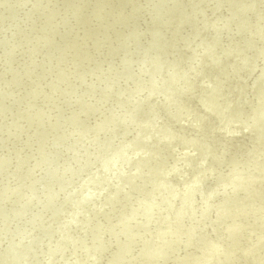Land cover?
Listing matches in <instances>:
<instances>
[{
  "label": "rangeland",
  "instance_id": "374dc122",
  "mask_svg": "<svg viewBox=\"0 0 264 264\" xmlns=\"http://www.w3.org/2000/svg\"><path fill=\"white\" fill-rule=\"evenodd\" d=\"M49 1L0 0V264H131L142 254L137 261L147 264L146 255L154 256V261L155 254L163 255L161 260L174 255L171 245L159 256L162 247L149 246L160 244V223L246 220V214L237 221L228 218L235 215L231 209L235 193L221 194L218 201L216 194L222 190L219 183L238 175V170L247 176L251 165L264 168V145L257 146L264 136V121L250 116L257 109L264 112V0ZM135 30L140 36H132ZM103 39L116 45L108 47ZM33 44L43 47L32 51ZM68 48L70 52L65 51ZM75 61L79 64H73L74 78L61 79ZM194 67L199 74L192 84L182 86L193 104L185 112H170L176 117L169 120L167 103L160 106L163 97L149 93L147 79L152 83L155 79L156 91L162 92L173 69L192 72ZM205 80L218 84L216 93L209 92L215 98L189 96L187 90L192 86L198 91ZM134 89L144 92L141 105L133 102ZM247 115L248 123L243 122ZM201 116L208 123L203 125ZM204 126H210L211 140L216 138L212 144L199 143ZM170 127L177 129L175 135L166 148H159ZM153 136L159 141L152 143ZM209 147L224 153L211 160ZM257 150L263 159L254 157ZM236 158L255 163L236 167ZM228 163L234 164L229 166L234 173L227 170ZM254 172L251 177L259 179L262 174ZM195 179L200 183L196 185ZM163 181L166 186L150 200L163 199V206L173 202L147 216L140 208L148 203L144 194ZM263 190L264 175L261 184L247 188L245 199ZM225 203L228 214L211 220L209 214ZM203 208L209 213L200 216ZM148 211L152 213L149 207ZM250 214L254 218L246 221L264 223V199ZM150 247L158 249H153L154 255ZM199 257L187 263H162L201 264L205 256ZM137 261L133 264H142Z\"/></svg>",
  "mask_w": 264,
  "mask_h": 264
},
{
  "label": "bare ground",
  "instance_id": "6f19581e",
  "mask_svg": "<svg viewBox=\"0 0 264 264\" xmlns=\"http://www.w3.org/2000/svg\"><path fill=\"white\" fill-rule=\"evenodd\" d=\"M49 1V0H48ZM51 1V0H50ZM49 1V2H50ZM150 1V0H149ZM156 1V0H155ZM158 1H160V0H158ZM157 1V2H158ZM146 2V1H145ZM153 2H154V0H153ZM162 2V1H161ZM39 3V2H38ZM41 3V2H40ZM44 2H42V4H43ZM45 3H46V0H45ZM147 4V3H146ZM145 4V5H146ZM149 4V3H148ZM147 4V5H148ZM162 4V3H161ZM34 5H36V4H34ZM39 6H41V4L39 5ZM44 6V5H43ZM151 6V5H150ZM149 6V7H150ZM144 7V6H143ZM142 7V8H143ZM141 8V7H140ZM161 8H164L163 6L161 7ZM144 9V8H143ZM142 9V10H143ZM157 9V8H156ZM154 10V9H153ZM159 10V8L157 9V11ZM164 10V9H163ZM146 11V10H145ZM144 12V11H143ZM161 12V11H160ZM150 13H151V11H150ZM153 13L154 12H152V15H153ZM157 13V12H156ZM136 14V13H135ZM138 14V13H137ZM136 14V15H137ZM140 14V13H139ZM158 14H159V11H158ZM38 15V14H37ZM39 17V19H41V16L40 15H38ZM142 16V15H141ZM153 16H156V15H153ZM33 18H34V16H32ZM36 19H37V17H35ZM34 18V19H35ZM136 18H137V16H136ZM135 18V19H136ZM168 18V17H167ZM33 19V20H34ZM35 19V20H36ZM134 19V20H135ZM157 19V18H156ZM33 20H32V18H31V24H32V22H33ZM34 20V21H35ZM38 20V19H37ZM42 20V19H41ZM97 20V19H96ZM44 21V20H43ZM42 21V22H43ZM94 21V20H93ZM131 21V20H130ZM129 21V22H130ZM145 21V20H144ZM157 20H155V22H153V23H157L158 24V22H156ZM22 22H23V20H22ZM24 22H25V20H24ZM92 22V21H91ZM90 22V23H91ZM131 22H133V21H131ZM26 23V22H25ZM89 23V22H88ZM142 23V22H141ZM148 23H149V21H148ZM27 24V23H26ZM25 24V25H26ZM30 24V23H29ZM30 24V25H31ZM87 24V23H86ZM24 25V24H23ZM28 25V24H27ZM84 25H85V23H84ZM98 25V24H97ZM97 25H96V27H97ZM33 26V25H32ZM32 26H31V28L30 29H32ZM36 26V25H35ZM35 26H33V27H35ZM82 26H83V24H82ZM89 26V25H88ZM158 26V25H157ZM212 26V25H211ZM81 27V26H80ZM129 27V26H128ZM27 28H29V27H27ZM75 28V27H74ZM79 28V27H78ZM127 28V27H126ZM132 28V27H131ZM133 28H135V27H133ZM154 28V27H153ZM155 28H157V27H155ZM154 28V29H155ZM35 29H37V28H35ZM34 29V30H35ZM39 29V28H38ZM138 29H140V27L138 28ZM27 30V29H26ZM25 30V31H26ZM42 30V29H41ZM41 30H40V32H41ZM77 30H79V29H77ZM82 30V29H81ZM134 30V29H133ZM133 30H132V32H133ZM137 30V29H136ZM135 30V31H136ZM28 31V30H27ZM30 31V30H29ZM32 31H33V29H32ZM52 32H53V29L51 30ZM55 31V30H54ZM56 31H59V29L57 30L56 29ZM72 31V30H71ZM124 31H125V29H124ZM127 31V30H126ZM139 31V30H138ZM39 32V31H38ZM38 32L37 33H35V31H34V33L35 34H38ZM44 32V31H43ZM45 32H46V30H45ZM45 32H44V34H45ZM60 32V31H59ZM74 32V31H73ZM95 32V31H94ZM104 32V31H103ZM121 32V31H120ZM131 32V33H132ZM32 33V32H31ZM54 33V32H53ZM57 33V32H56ZM75 33V32H74ZM79 33V32H78ZM96 33V32H95ZM126 33H128V32H126ZM138 33H140V32H135V35H132V36H140ZM26 34H28V33H26ZM30 34V33H29ZM34 34V35H35ZM43 34V33H42ZM41 34V36H43ZM60 33H58L57 35H59ZM94 34V33H93ZM120 33H118V35H119ZM121 34H122V32H121ZM120 34V35H121ZM130 34V33H129ZM134 34V33H133ZM31 35V34H30ZM32 35H33V33H32ZM38 35H40V33L38 34ZM37 35V36H38ZM55 35V34H54ZM122 35H124V34H122ZM126 35V34H125ZM72 36V35H71ZM74 36V35H73ZM114 36V35H113ZM29 37V36H28ZM31 37V36H30ZM33 37L34 36H32V39L31 40H33ZM40 37V36H39ZM117 37H119V38H122V37H120V36H116V38ZM130 37H131V35H130ZM129 37V38H130ZM26 38H27V36H26ZM42 38V37H41ZM41 38H38L39 40L41 39ZM111 38V37H110ZM118 38V39H119ZM136 38V37H135ZM25 39V38H24ZM30 39V38H29ZM35 39V38H34ZM70 39H71V37H70ZM74 39V38H73ZM108 39V38H107ZM114 39V38H113ZM30 40V41H31ZM44 40V38H42V40H41V42ZM99 40H101V39H99ZM98 40V41H99ZM105 39H103V41H104ZM124 40V39H123ZM128 40V39H127ZM126 40V41H127ZM130 40H131V38H130ZM27 41H29V40H27ZM45 41V40H44ZM43 41V42H44ZM86 41H87V39H86ZM85 41V42H86ZM105 41H107V40H105ZM109 41V40H108ZM107 41V42H108ZM126 41H124V42H122V43H126ZM132 41H136L137 42V39L136 40H132ZM131 41V42H132ZM36 43H37V41H35ZM84 42V43H85ZM115 42V41H114ZM113 42V43H114ZM130 42V41H129ZM128 42V43H129ZM135 42V43H136ZM27 43V42H26ZM33 43H34V41H33ZM38 43H40V42H38ZM65 43V42H64ZM101 43V42H100ZM104 43V42H103ZM121 43V44H122ZM134 43V42H133ZM133 43H131L132 45H134ZM29 44V43H28ZM27 44V45H28ZM30 44H31V42H30ZM44 44H45V42H44ZM77 44V43H76ZM98 44L99 43H96V47H98ZM117 44H118V40H117ZM36 44H33V46L35 47V48H33V47H31V49H32V51L34 50V49H36L37 47H39V46H41V45H43V43L41 44V45H39V46H35ZM106 45L108 46V47H111L112 48V46L113 45H116V44H112V42H108V43H106ZM131 45V46H132ZM136 45V44H135ZM30 46V45H29ZM120 46V45H119ZM123 46V45H122ZM127 46V45H126ZM125 46V47H126ZM130 46V44H129V46L128 47H130V50H131V47ZM157 46V45H156ZM27 47V46H26ZM41 47H43V46H41ZM44 47H45V45H44ZM80 47H81V44H80ZM124 47V48H125ZM121 48V47H120ZM38 49H40V48H38ZM98 49V48H97ZM37 50V49H36ZM94 50V49H93ZM92 50V51H93ZM31 51V53H33ZM35 51V50H34ZM38 51V50H37ZM58 51H60V50H58ZM65 51H69V48L68 49H66ZM90 51V50H89ZM88 51V52H89ZM98 51V50H97ZM100 51V50H99ZM98 51V52H99ZM101 51H103L102 49H101ZM122 51V50H121ZM27 52H28V50H27ZM30 52V51H29ZM70 52V51H69ZM136 52V51H135ZM66 53V52H65ZM35 54H37L36 52H35ZM34 54V55H35ZM132 54H133V52H132ZM137 55V54H136ZM69 56H70V53H69ZM256 56H258L257 54H256ZM29 58V57H28ZM147 58V57H146ZM146 61H148L147 59H145ZM64 60H62V62H63ZM70 61V60H69ZM71 61H73V60H71ZM98 61H99V59H98ZM144 61V60H143ZM186 61H188V60H186ZM67 62H68V60H67ZM70 63V62H69ZM68 63V64H69ZM76 63H78L79 64V62H77V61H75V62H73L71 65H67V67H69L70 69H69V71H68V69H67V72H66V75L64 74L65 72H62L63 73V75L62 76H59L61 79H63V80H68V77L69 78H72V76H73V78H74V76L75 75H72L71 73H73L76 69L74 68V65L73 64H76ZM97 63V62H96ZM124 63V62H123ZM143 63V62H142ZM147 63V62H146ZM145 63V64H146ZM64 64V63H63ZM65 64H66V62H65ZM78 64H77V66H78ZM126 64H127V62H126ZM60 65H62V64H60ZM59 65V66H60ZM144 65V64H143ZM147 65V64H146ZM185 65V64H184ZM186 65H188V63L186 64ZM63 66V65H62ZM62 66L60 67V68H62ZM65 66V65H64ZM126 67H127V65H126ZM180 67V66H179ZM63 68H65V67H63ZM170 68H173V67H170ZM59 69V68H58ZM56 70H57V66H56ZM64 70V69H63ZM62 70V71H63ZM65 70H66V68H65ZM180 69H177V70H172L170 73L172 74V76L169 78V80H166V82L164 83V84H162V82L161 81H159L161 84H162V87H164L165 86V90L163 91V90H161L162 92H159L160 91V89H159V91L157 92L156 90L159 88L157 85H158V83H155L154 82V80H153V83L151 82L152 80H149V79H147V81H150V85H148V86H150V88H151V91L149 92L150 94H153V95H155V94H158L159 96H160V98H162L163 97V99L161 100V102L159 103V105L160 104H165V103H167V105H168V108L166 109V112H167V119H171V118H173V119H175V117H176V115H174L173 117H171V114H170V112H177V114H178V112H185V111H187L189 108H190V106L193 104V101L192 100H190V99H188V98H186L185 96H186V91H183V88H182V86L183 85H186V86H189L190 84H192V78H194L196 75H198L199 74V70L196 68V67H194V68H192V72H186V71H179ZM184 70V69H183ZM134 72V71H133ZM61 73H59V75H60ZM130 74H133L132 73V71L130 72ZM185 74H187V77H186V79H185ZM137 75H135L134 76V78L136 77ZM141 77H143L144 76V78H147V75L145 76L144 74L143 75H140ZM139 77V76H138ZM153 78V77H152ZM138 79V78H137ZM137 79H136V81H137ZM139 79H140V77H139ZM135 81V80H134ZM145 80H143V81H139L140 83L142 82H144ZM156 81V80H155ZM165 81V80H164ZM138 82V83H139ZM158 82V81H157ZM148 83V82H147ZM159 83V86L161 85ZM135 84H137V83H135ZM134 84V85H135ZM157 84V85H156ZM174 85L172 88H171V86L172 85ZM139 85V84H138ZM164 85V86H163ZM170 85V87H168ZM141 85H139V87H140ZM204 86H207L206 87V89L204 88ZM133 87H135V86H133ZM139 87H136V88H139ZM146 87V86H145ZM158 87V88H157ZM161 87V86H160ZM192 87V86H191ZM189 88L188 90H187V92H189L188 94H189V96H192L193 98H197V96H198V98H200V97H206L204 100L205 101H207V100H209V99H211V98H215V96H211V95H209V94H211V93H209V92H212V90L213 91H215V93H216V90H217V87H218V84L217 85H214V84H210L209 83V81L208 80H205V82H204V85L203 86H201V87H199V86H196V87H199L198 88V91L197 90H194L193 91V89L192 88ZM194 87V86H193ZM135 88V89H136ZM133 90V92L135 93V95H134V98H133V102L134 103H137V104H139V105H141L142 103H144V100L142 99L143 98V94H144V92L142 91V90H138V91H136V90ZM162 89H164V88H162ZM191 89H192V91H191ZM197 89V88H196ZM204 89V90H203ZM209 89H211V90H209ZM156 91V93H154ZM195 91H197V92H195ZM208 92V94H206L207 92ZM195 92V93H194ZM8 93V92H7ZM148 93V94H149ZM147 94V93H146ZM146 94H145V96H146ZM149 94V95H150ZM196 94H197V96H196ZM147 97H149V96H147ZM150 97H152V95L150 96ZM149 97V98H150ZM9 98V97H8ZM169 98V100L167 101V99ZM145 100L147 99V98H144ZM170 99H171V102H169L170 101ZM188 101H187V100ZM148 100V99H147ZM151 100V99H150ZM183 100H185V101H183ZM190 100V101H189ZM1 101H3V100H1ZM0 101V102H1ZM7 101V100H6ZM183 101V103H181ZM187 101V102H186ZM146 102H148V101H146ZM2 103H5V102H2ZM8 103H9V101H8ZM11 103V102H10ZM152 103V102H151ZM150 103V104H151ZM169 103V104H168ZM149 104V105H150ZM153 104V103H152ZM7 105V107H8V104H6ZM147 105V104H146ZM146 105H144L145 107H146ZM155 105V104H154ZM154 105L152 106V108H154ZM158 105V104H157ZM156 105V106H157ZM150 106V107H151ZM155 106V107H156ZM160 106H162V105H160ZM12 107V106H11ZM162 108V107H161ZM145 109V108H144ZM147 109H149V107L147 106ZM156 109V111L157 112H160L159 110H161V109H159V106L157 107V108H155ZM159 109V110H158ZM153 109H151V110H148L149 112L150 111H152ZM226 110H228V108L226 107ZM257 111H259L260 113H259V115H256V112ZM147 112V111H146ZM153 113H154V111H152ZM145 114V113H144ZM151 114V113H150ZM159 114V113H158ZM148 115H149V113H148ZM211 115V114H210ZM153 116V115H152ZM250 116H251V118H250ZM250 116H246L245 118H243L244 119V121L243 122H246V123H248V121L251 119V120H262V121H264V112H263V110H260V109H257L255 112H253L252 114H250ZM202 117V122H203V125H205L204 123H208V120L205 118V116L203 117V116H201ZM148 118H150V119H152V117H150V116H148ZM155 118H156V116H155ZM208 118H209V116H208ZM149 119V120H150ZM154 119V118H153ZM156 119H154L153 121H155ZM159 120V119H158ZM154 123H156L157 124V122L155 121ZM162 123L164 124V121H162ZM250 124L252 123V121L251 122H249ZM152 126H153V124H152ZM162 127V126H161ZM204 128H205V126H204ZM165 130V129H164ZM176 128H169V130H167V131H164V135H165V137H163L161 140H160V142L157 144V146L160 148V146H161V148L164 146L165 148H166V146L170 143V138H172L174 135H175V133H173L174 131L176 132ZM201 134V136L203 137V140L201 141V142H199L200 143V145H202V144H204V143H211L212 144V142H214V141H216V138H214L213 139V141L211 140V136H212V131H211V128H210V126L209 127H207V128H205V129H203V131H202V133H200ZM155 136H153L152 137V140H153V142L152 143H155L156 141H159V138H154ZM261 140L262 141H260V140H257V146H263L264 145V136L262 135L261 137ZM259 138V139H260ZM150 140V139H149ZM151 142V141H150ZM258 142H261V143H259L258 144ZM152 143H150V144H152ZM210 144V145H211ZM207 145H209V144H207ZM222 147H223V145H221ZM220 146V147H221ZM213 147V146H212ZM212 147H209L208 149H206V153H212L211 154V160H214V154H217V153H224V149H223V152H221V149H214V150H212L213 148ZM248 148H255V146L254 145H250ZM263 155H264V153H262ZM234 156H235V153L233 154ZM233 155H232V158H234L233 157ZM214 156V157H213ZM229 156V155H228ZM261 153L257 150V151H255V158H257V159H263V158H261ZM230 157V156H229ZM249 157V156H248ZM209 158V157H208ZM213 158V159H212ZM223 158V157H222ZM210 159V158H209ZM231 158H229V160H230ZM236 159H239L238 161L237 160H235V162L234 163H236V167H238L240 164H245L246 166H249V165H251V164H253V163H255V162H251V160L249 159V158H246V159H240V158H236ZM226 160V162H228V159H225ZM211 162V161H210ZM209 162V163H210ZM212 162H214V161H212ZM215 163V162H214ZM213 163V164H214ZM218 163V162H217ZM212 163L210 164V166L211 165H213ZM216 164V163H215ZM15 165H18L17 164V162L15 163ZM204 165V164H203ZM208 165V167H210L209 166V164H207ZM231 164L230 163H228V165H227V168L230 166ZM217 166V165H216ZM232 167L234 166V164L233 165H231ZM230 166V167H231ZM212 167V166H211ZM210 167V168H211ZM215 167V166H214ZM228 168L227 170L228 171H230L229 169H231V168ZM242 166H240V169H243V167L241 168ZM213 168V167H212ZM216 168V167H215ZM234 168V167H233ZM255 172H259L260 174H262L261 176H260V178L259 179H254V178H252L251 177V175L253 174V172L254 171ZM227 171V174L229 173ZM233 171H235V169H233ZM233 171H230V172H232V173H234ZM246 171H247V173H248V175L247 176H243L242 174H243V171L242 170H238V175L237 174H235V176L233 175V174H231L230 175V177L231 178H229L228 180H226V181H223V182H221V183H219V181L220 180H222V179H219L218 180V182L217 183H215L216 185H219L220 184V189L222 188V190H227L229 187H233V188H235V189H233V190H231V191H229V192H226V191H222V190H219L218 191V194H216L217 195V200L216 201H218V197H219V195H221V194H224V193H235L236 194V196H237V198H235V205H234V207H232L231 209H232V212L235 214L234 216H229L228 218L230 219V220H233V221H237L238 220V218H240L241 216H244L245 214H246V216H245V218H246V220L248 219V218H254V216L252 215V214H250V210H253V207H255L256 206V204H257V202H259V201H263V199H264V190L263 191H260V192H258V194H256V195H250L251 197H249L248 199H245L246 198V195H247V188L248 187H250V186H252L255 182H258L259 184H261V181H262V179H263V175H264V168L263 169H257V167L256 166H254V165H251V166H249V167H247L246 168ZM254 172V173H255ZM237 178H241V179H243L242 181H239V183H237V185L235 184V183H233L234 182V180L235 179H237ZM195 183H196V185L198 184V183H200V181H201V179H200V181L199 180H196L195 179ZM224 182L226 183V187H223V185H224ZM184 183H185V181H184ZM219 183V184H218ZM166 184V182L165 181H163L161 184H160V186H150L147 190H146V192H145V194H144V197H147L148 198V203H144L143 205L141 204L140 205V208H141V210L142 211H145V214L147 215V216H153V214L156 212V210H158L159 208H161L162 206H163V199L162 200H160V202L159 203H155V202H152L150 199H151V197L155 194V193H157V192H159L160 190H161V186H166L165 185ZM177 184V183H176ZM175 184V185H176ZM180 187H181V185H180V183L178 184ZM53 187H55L56 189H58L59 188V186L57 185V183H54L53 185H52ZM179 186H177V187H175V188H179ZM154 189H157V191H152V190H154ZM215 190V188H213L212 190H210L209 192H212V191H214ZM210 195V194H209ZM243 199V200H242ZM244 200H246V201H244ZM248 200V201H247ZM228 201H230V200H228ZM244 201V202H243ZM142 202V201H141ZM173 201L171 200L169 203H167V204H170V203H172ZM167 204H165L163 207H165ZM229 204V203H228ZM228 204L227 203H225V205L224 206H222V208L219 210V211H213L212 212V214H209L210 215V218H211V220H215V218H217V216L219 217V216H226L227 214H228ZM159 205H161V206H159ZM148 207L152 210V213H150L149 211H148ZM183 209V208H182ZM181 209V210H182ZM204 212H207V213H209V211H207L206 209H204L203 208V211L201 212H199V215L200 216H202V215H204L203 213ZM238 213H240V214H238ZM206 215V214H205ZM204 215V216H205ZM143 216H144V214H143ZM193 217V216H192ZM261 217H263V216H261ZM235 218H237V219H235ZM113 219V217H111L110 218V220H112ZM156 219V218H155ZM255 219H257V218H255ZM246 220H238L237 221V223H191L190 221V223H160L161 225H162V227H161V229H162V231H161V235H159V238H161V240H160V244H158L157 242H153V245L151 244V245H149V246H151V247H153L154 245L158 248V247H160V248H158V249H161V247H162V249L159 251L157 248V252H159V254H158V256L160 255V254H164V252L166 251L167 252V248L171 245V249H169L170 251L171 250H173L172 248H174V255H173V253H171V252H169V253H171V254H169V255H171V256H168V257H166V255L164 256V257H166L165 259H164V257H163V260H161L162 258H160L161 256H163V255H161L159 258L157 257V254H155L156 252L154 251V250H156L155 248H151L152 249V251H154V252H151L150 253V255L151 254H155L156 255V259L155 260H157V261H154L152 258L154 257V256H149V255H146L145 253V255H146V257H145V259L147 260V262L149 263V264H160V263H162V262H167L168 263V261H170V260H173V262L175 263V261L176 262H182V263H184V262H186V261H188V260H192L193 258H195V257H199L200 259H202L204 256H205V258L202 260V262H199V263H201V264H264V243H263V245H261V247L259 246V247H257L258 246V244L260 243V242H264L263 240H264V223H252V222H250V221H246ZM153 221V220H152ZM53 222H56V220L54 221L53 220ZM57 223V222H56ZM59 223H60V220H59ZM62 223H64V222H62ZM111 227V226H110ZM108 228V230L110 229V231L112 230L111 228ZM160 229V228H159ZM109 231V232H110ZM112 232V231H111ZM214 233V234H213ZM113 234H114V232H113ZM219 234V235H218ZM163 238H165V239H163ZM150 239V238H149ZM163 239V240H162ZM110 240H107L106 239V243L107 242H109ZM162 241V242H161ZM152 242V241H151ZM157 243V244H156ZM174 243H176V245L174 244ZM200 243V244H199ZM172 244L173 245H175L174 247H172ZM197 245H200L202 248H205V251L202 253V252H200V251H202V250H199L198 248L199 247H197ZM149 246H148V248H149ZM193 249H192V248ZM191 248V249H190ZM237 248V249H236ZM146 249H147V247H146ZM154 249V250H153ZM66 250H69V248L68 249H66ZM65 250V251H66ZM199 250V251H198ZM65 251H62V252H64V253H67V251L65 252ZM148 251H149V249H148ZM70 252V251H69ZM144 252H147V250L146 251H144ZM165 252V253H166ZM134 254V253H133ZM254 254V255H253ZM131 255V254H130ZM143 255V254H142ZM141 255V257H139L140 259L143 257ZM201 255H203L202 257H201ZM147 256H149V257H147ZM254 257H256L255 259H254ZM139 258H137V259H132L130 262H131V264H133V263H135L137 260H139ZM198 258V259H199ZM145 259L143 258V260L145 261ZM152 259V260H151ZM158 259H160L159 261H158ZM194 260V259H193ZM137 262H139V263H142V262H140V261H137ZM152 262V263H151ZM171 262V261H170ZM189 262V261H188ZM144 263H146V262H144ZM147 263V264H148ZM164 263H162V264H164ZM187 263V262H186ZM191 263V262H190ZM27 264V263H26ZM138 264V263H137ZM143 264V263H142ZM195 264H196V262H195Z\"/></svg>",
  "mask_w": 264,
  "mask_h": 264
}]
</instances>
